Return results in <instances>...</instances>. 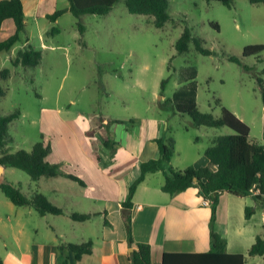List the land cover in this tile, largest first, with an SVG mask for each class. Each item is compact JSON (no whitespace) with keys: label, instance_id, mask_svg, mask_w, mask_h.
I'll return each instance as SVG.
<instances>
[{"label":"rangeland","instance_id":"374dc122","mask_svg":"<svg viewBox=\"0 0 264 264\" xmlns=\"http://www.w3.org/2000/svg\"><path fill=\"white\" fill-rule=\"evenodd\" d=\"M170 1L171 19L162 28L154 25L151 15L130 13L125 0L116 2L107 14L83 15V33L78 18L75 25L74 16L66 15L56 26L61 34L48 29L47 44L54 48H42L39 25L29 24L16 45L22 46L29 37L31 44L42 51L40 64L29 68L14 66L17 52L11 60L4 52L0 62V67L11 70L9 79H0V87L5 90L0 95V114L16 110L21 113L9 126L10 151H31L42 140L43 133L48 131L42 109L57 106L56 101L59 106H68L75 100V104L69 105L73 114L90 110L92 102L98 114L102 110L124 112L122 95L134 111L142 110L145 101L160 103L168 133L178 138L177 155L183 158L193 148L197 159L199 152L211 145L214 134L234 131L228 126L191 125V117L178 110L174 95L192 88L201 112L219 118L224 106L244 116L252 127V136H260L264 50L249 56H244L243 51L247 45L264 44V5L249 0H232L231 6L217 0ZM65 2L60 0L59 6ZM211 23L218 24L219 29ZM185 27L193 37L202 39L203 46L212 53L198 51L194 40L188 51L179 53L176 42ZM230 56L238 57L241 63L230 60ZM138 79L146 84L147 92L141 90L146 98L140 96L136 86L126 87ZM167 79L162 90L161 83ZM189 121L186 130L182 126ZM4 177L19 185L29 197L37 192V181L22 169L5 167ZM49 221H53L50 214L48 218L37 210L29 214V207L15 205L0 189V258L4 264H36L34 247L48 242Z\"/></svg>","mask_w":264,"mask_h":264},{"label":"crops","instance_id":"0c3cea01","mask_svg":"<svg viewBox=\"0 0 264 264\" xmlns=\"http://www.w3.org/2000/svg\"><path fill=\"white\" fill-rule=\"evenodd\" d=\"M22 1L26 29L29 24L39 25L42 48H54L55 46L47 44L48 29L60 25L63 17L72 13L66 11L55 21H50L47 16L57 10L69 8V0L64 6H59L60 0ZM11 20L13 19H6L2 23L0 40H6L15 33L16 25ZM74 23L77 24L75 16ZM56 32L61 34L60 29ZM26 46H33L29 37L22 46L16 45L6 52L9 60ZM3 53L0 54V62ZM0 68L7 67L1 65ZM127 86H136L140 96L146 98L145 93H141V90L147 92L143 81L138 79L136 83L126 84ZM156 91L157 89L154 93ZM121 98L124 101V107H121L124 112L102 110L98 114L96 104L92 102L90 110L73 114L69 105L75 104V100H71L68 106H59L56 101L57 106L42 109V119L44 123L47 122L48 129L43 133L42 140L45 145L51 146L46 159L51 163L61 164L65 172L80 177L85 185L65 176H42L36 182V191L43 193L65 211L57 215L49 213L53 221L47 224L48 242L35 245L33 253L36 264H61L58 250L61 243H82L89 240L93 242V252L77 260L74 252L69 251L68 264H132L129 256L130 249L133 248L128 244L122 213L123 202L127 199L131 185L141 175V164L160 157L157 139L171 135L160 103L145 101L142 110L134 111L122 95ZM240 119L246 123L244 116H240ZM262 123V134L257 137L252 136V127L247 122L250 126V141L264 145V115ZM187 125H190V121L182 127L188 130ZM221 135L214 134L210 139L211 144ZM108 137L117 143L114 153L105 145ZM199 139L198 136L197 141ZM175 141V155L171 162L175 168L182 170L191 165H209V160L204 155L209 146L199 152L197 159H194L196 152L193 148L181 158L179 153L177 155L178 138ZM164 181L165 176L161 170L147 173L132 200V236L137 242L150 244L152 264H163L165 253H202L211 247L210 199L201 193L198 186L171 195L162 189ZM24 207H29V214L36 210L30 206ZM247 207L254 209L249 218L246 216ZM71 213L93 216L85 221H77L71 218ZM49 214L43 215V218H48ZM215 228L226 239L229 253L244 254L247 264H264L263 255L249 254L257 237L264 233V207L253 193L245 196L228 192L222 194ZM70 237L78 238L73 240Z\"/></svg>","mask_w":264,"mask_h":264},{"label":"trees","instance_id":"16d2710c","mask_svg":"<svg viewBox=\"0 0 264 264\" xmlns=\"http://www.w3.org/2000/svg\"><path fill=\"white\" fill-rule=\"evenodd\" d=\"M119 0H69L70 6L67 9L57 10L47 16L50 21H55L66 11H70L78 18V25L81 33L84 26L80 19L85 14H107L114 4ZM211 1V0H208ZM227 6H231L232 0H217ZM252 4H263L264 0H249ZM130 13L145 14L154 17V25L162 28L171 19L169 13L170 0H125ZM13 19L16 31L6 40H0V54L9 52L21 40V33L26 29L24 5L22 0H0V32L2 23L6 19ZM219 29V25L211 23ZM57 27L52 28V33ZM194 40L196 49L203 54H211L212 51L203 46L200 38L193 37L190 29L185 27L182 35L176 42V49L179 53H184L189 49V43ZM264 44L247 45L243 55L249 56L262 52ZM43 58L42 51L33 46H26L19 50L17 57L13 60L14 66L37 67ZM230 60L241 63L236 56H230ZM11 70L4 68L0 71V79H9ZM167 80L161 83L162 90L165 88ZM262 99L264 103V86H262ZM5 90L0 87V95H4ZM187 97V98H186ZM177 101V108L180 112L188 113L191 117V125L195 127L228 126L234 132L221 135L213 140V143L205 150L204 155L209 160V165H191L185 169H177L172 165V158L175 155L176 141L173 137L157 139L160 147V157L150 159L141 164V175L131 185L127 199L123 202V219L128 236V244L132 249L130 260L132 264H152L151 246L145 242H137L132 236V215L133 197L138 185L144 180L149 172L163 171L165 181L162 189L171 194H177L190 187H200L201 193L210 199L211 219L210 237L211 247L202 253H165L163 264H247L246 256L242 253H229L227 251V241L215 228L217 219V209L220 197L228 192L236 195H248L254 190L259 192L254 194L255 198L262 202L264 207V145L251 142L250 126L240 119L234 112L226 107H222V115L219 118L211 113H203L198 109L196 93L194 88L182 90L174 95ZM180 100V101H179ZM20 111L0 114V169L3 167H14L26 171L33 181H38L42 176H65L81 185L85 182L78 176L65 172L61 164L51 163L46 157L51 152V146L45 145L44 141H38L33 145L31 151L19 149L15 152L7 147L12 140L8 130L10 124L20 116ZM105 145L110 147L114 153L117 143L108 137ZM0 189L17 206H33L43 216L46 214H62L64 209L53 204L43 193L35 192L31 197L22 192L21 187L5 179L4 173L0 175ZM254 212L252 207L246 208V216L249 218ZM71 218L77 221L90 219L92 214L71 213ZM108 223L107 221H105ZM60 263L68 264L67 252H74L79 260L85 254L93 252V242L91 240L82 243H61L58 246ZM250 255L264 256V233L259 235L256 242L249 250ZM0 264H4L0 258Z\"/></svg>","mask_w":264,"mask_h":264},{"label":"water","instance_id":"95a60500","mask_svg":"<svg viewBox=\"0 0 264 264\" xmlns=\"http://www.w3.org/2000/svg\"><path fill=\"white\" fill-rule=\"evenodd\" d=\"M4 173V168L0 169V175H2ZM130 251H132V249H130Z\"/></svg>","mask_w":264,"mask_h":264},{"label":"built area","instance_id":"2783aa9c","mask_svg":"<svg viewBox=\"0 0 264 264\" xmlns=\"http://www.w3.org/2000/svg\"><path fill=\"white\" fill-rule=\"evenodd\" d=\"M258 192H259L258 190H254V191H252L251 193L256 194V193H258Z\"/></svg>","mask_w":264,"mask_h":264}]
</instances>
